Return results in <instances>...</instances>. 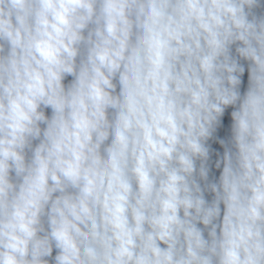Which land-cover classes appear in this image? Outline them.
Wrapping results in <instances>:
<instances>
[{"label": "clouds", "instance_id": "1", "mask_svg": "<svg viewBox=\"0 0 264 264\" xmlns=\"http://www.w3.org/2000/svg\"><path fill=\"white\" fill-rule=\"evenodd\" d=\"M0 264H264V0H0Z\"/></svg>", "mask_w": 264, "mask_h": 264}]
</instances>
